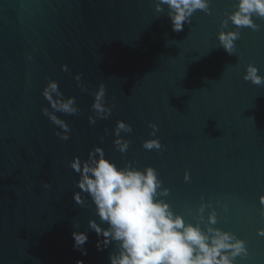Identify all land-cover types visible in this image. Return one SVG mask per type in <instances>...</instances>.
I'll list each match as a JSON object with an SVG mask.
<instances>
[{"label": "water", "instance_id": "1", "mask_svg": "<svg viewBox=\"0 0 264 264\" xmlns=\"http://www.w3.org/2000/svg\"><path fill=\"white\" fill-rule=\"evenodd\" d=\"M233 3L212 0V15L197 11L176 33L154 0H0V264H109L113 249L97 251L95 232L86 256L73 249V224L85 231L98 218L72 200L78 175L67 162L95 146L121 166L157 169L181 214L204 196L219 212L216 227L248 242L238 264H264V86L243 79L249 63L264 76V20L259 31L242 29L229 55L217 37ZM81 73L86 92L75 80ZM48 78L82 110L59 114L72 128L68 141L41 113ZM101 83L115 107L91 125V93ZM118 120L133 128L122 133L131 141L123 155L114 135L99 140ZM152 138L164 149L144 150Z\"/></svg>", "mask_w": 264, "mask_h": 264}, {"label": "clouds", "instance_id": "2", "mask_svg": "<svg viewBox=\"0 0 264 264\" xmlns=\"http://www.w3.org/2000/svg\"><path fill=\"white\" fill-rule=\"evenodd\" d=\"M155 11L164 13L173 32H183L186 25L192 23V17L201 11L212 15V0H154ZM256 20H264V0H234L232 11L225 13L220 22L218 41L229 55L236 53V42L241 39L244 28L259 31L261 25ZM230 24L232 28H230ZM234 29V30H233ZM31 59V57H29ZM69 71L68 66H62ZM82 73L75 76L77 86L82 92L88 91L80 81ZM243 79L256 86H264V76L260 69L249 63ZM107 89L101 83L91 95L94 97L88 121L96 125L99 120H108L115 105L108 106ZM41 95L48 102L41 108V113L48 118L58 131L55 135L63 141L71 138L72 128L61 115L75 116L81 113L75 96L66 97L59 82L48 78ZM151 137H156L159 126L150 123ZM133 131L124 120L116 121L111 133L99 137L103 143L105 136L114 135L115 151L126 154L131 141L122 133ZM142 147L146 151L164 149L159 138L144 140ZM78 175L72 200L81 208L93 209L98 219L88 220L87 230L80 231L79 223L73 224V249L87 255L85 245L89 241V232L97 236V251L109 248V264H238V260L250 255L248 242L239 238L232 231H225L216 225L219 212L211 202L200 197V205L187 214L177 212L168 201L172 190L164 185L157 169L147 166L141 169L137 162L127 161L123 166L107 157L102 147L95 146L86 159L75 156L67 162ZM191 174L186 171L184 181L190 182ZM50 188V183L44 184ZM259 202L264 206V195ZM211 209L210 211H207ZM207 211V215H205ZM228 212V206H223ZM264 215V211L261 212ZM191 217V218H189ZM257 234L264 237V228ZM83 264V261H77Z\"/></svg>", "mask_w": 264, "mask_h": 264}]
</instances>
